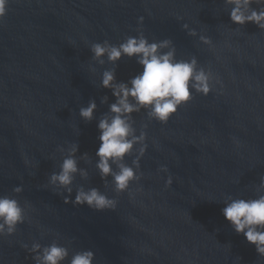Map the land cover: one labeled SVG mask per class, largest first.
Listing matches in <instances>:
<instances>
[{"label":"water","instance_id":"obj_1","mask_svg":"<svg viewBox=\"0 0 264 264\" xmlns=\"http://www.w3.org/2000/svg\"><path fill=\"white\" fill-rule=\"evenodd\" d=\"M229 11L224 0H9L0 19V196L26 205L27 218L0 236V264H34L23 245L54 239L69 248V260L92 250L93 264H264L222 214L229 195L256 198L264 176V30L233 24ZM137 29L150 42L170 39L178 60L195 57L211 72L212 91H193L167 124L146 110L132 114L136 134L147 137L143 176L118 194L95 167L97 123L115 102L101 77L114 68L127 82L142 66L126 56L100 65L90 46L119 44ZM90 100L97 108L88 122L79 109ZM73 144L88 175H76L71 198L80 186L97 187L118 201L115 210L65 203L68 194L48 183Z\"/></svg>","mask_w":264,"mask_h":264},{"label":"clouds","instance_id":"obj_2","mask_svg":"<svg viewBox=\"0 0 264 264\" xmlns=\"http://www.w3.org/2000/svg\"><path fill=\"white\" fill-rule=\"evenodd\" d=\"M224 3L230 7L228 14L233 24L245 26L252 23L259 30H264V0H224ZM8 5L9 0H0V19L7 15ZM143 21V16L138 18V24L142 25ZM182 27L187 30L188 35H198L188 24L185 23ZM137 31V36H128L119 44L105 40L90 46L92 59L100 65L105 63V57L115 65L126 56L135 58L142 66V71L127 82L117 81L114 68L105 69L101 77V87L111 90L115 102L109 105L111 117L105 114L97 123L100 143L95 152V167L105 187L111 177L110 182L118 194L128 191L130 184L143 176L140 172V160L147 149V137L144 131L136 134L132 114L146 110L150 120L167 124L180 106L192 100L193 91L204 96L212 91V74L198 67L195 57L178 60L175 45L170 39L150 42L143 31ZM199 39L204 44L212 43L204 35H200ZM106 99L105 97V101ZM96 108L95 100H90L86 107L79 109V116L90 122ZM136 145L140 147L137 149ZM77 151L78 145L73 144L60 163L59 171L51 173L48 183L68 194L64 197L65 203L87 205L97 211L115 210L118 201L97 187L85 189L80 186L75 191L74 199L71 198L76 175L79 174L81 178H87L88 175L86 169L78 167ZM134 151L136 155L132 164L125 163V158ZM87 156L85 153L84 158L87 159ZM159 171L168 172V168L161 166ZM172 183L173 179L169 175L165 187H170ZM12 191L18 195L23 191V186H16ZM256 191V198H234L230 195L224 198L222 214L232 229L237 234H242L247 242L255 246L257 254L264 257V176L260 178ZM26 208L14 196H0V236H12L16 233L18 225L26 221ZM23 248L32 255L34 264H64L66 260L68 264H93L95 259L94 252L86 249L73 252L69 260V248L56 239L48 245L33 241L31 247L24 244Z\"/></svg>","mask_w":264,"mask_h":264}]
</instances>
